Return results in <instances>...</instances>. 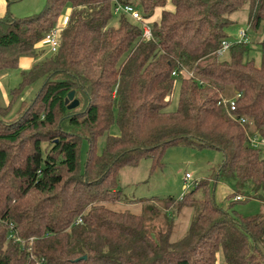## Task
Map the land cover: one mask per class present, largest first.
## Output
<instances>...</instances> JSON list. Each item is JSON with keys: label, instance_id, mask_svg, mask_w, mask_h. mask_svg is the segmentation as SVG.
<instances>
[{"label": "trees", "instance_id": "obj_1", "mask_svg": "<svg viewBox=\"0 0 264 264\" xmlns=\"http://www.w3.org/2000/svg\"><path fill=\"white\" fill-rule=\"evenodd\" d=\"M117 1L145 19L160 9L149 39L138 22L113 11V0H45L31 15L0 16V70L31 61L0 103V264H217L218 251L223 264H264V215L231 209L237 195L264 201L262 148L248 142L256 135L264 143V56L249 58L246 40L216 52L229 15L244 3L248 28L257 31L264 0ZM65 4L67 19L49 52L43 38ZM257 45L264 52V36ZM70 90L73 109L63 102ZM113 121L118 134H106ZM177 145L219 152L212 183L198 180L160 200L127 197L117 186L122 167L148 158L152 172ZM217 181L231 189L226 207L213 199ZM114 203H139L140 211L107 207ZM183 207L192 216L172 240Z\"/></svg>", "mask_w": 264, "mask_h": 264}, {"label": "rangeland", "instance_id": "obj_2", "mask_svg": "<svg viewBox=\"0 0 264 264\" xmlns=\"http://www.w3.org/2000/svg\"><path fill=\"white\" fill-rule=\"evenodd\" d=\"M5 9L12 17H25L39 11L45 0H2ZM70 7L65 4L59 14L58 21L64 22L68 15ZM159 8L154 10L151 19H157ZM232 23L226 29L227 40L233 41L238 37V33H245V40L249 44L248 57L258 62L260 56H264L257 45V41L264 36V23L260 25L257 31L248 28L247 25V4L244 3L237 11L229 15ZM61 19V20H59ZM61 23V24H62ZM111 24H116V16L111 19ZM46 48V47H45ZM225 55V54H224ZM19 80L17 70H7V73L0 72V96L4 97L8 90L15 86ZM178 82H175L174 89L171 95L168 109L173 111L176 108L178 95ZM4 91V92H3ZM27 91V90H26ZM25 91V93H27ZM32 93V92H31ZM24 95H20V99ZM19 99V100H20ZM106 134L117 135L118 129L115 121L110 125ZM103 136L98 139L97 149L102 144ZM261 154L264 157V145L261 146ZM86 142L81 140L80 144V161L85 157ZM220 162V154L218 151L211 148H190L186 146H170L167 147L161 157V167L150 172V161L148 158H143L134 166H124L118 172L117 186L122 189L127 197H156L161 199L167 196L173 198L179 197L184 192L188 191L192 183L213 182V171L217 168ZM189 173L191 178L188 180V187L183 185V175ZM194 182H193V181ZM228 190L225 185L217 181L213 188V199L216 204L221 207H226L228 201L226 195ZM199 196V191L196 192ZM107 207L116 211L127 210L131 213H139V203H114L107 204ZM231 209L240 216H248L255 214L264 215V201H259L253 198L234 201L231 204ZM192 216V210L188 207H183L178 214H175L173 228L170 238L172 240L178 238L187 228L189 220ZM162 219V218H161ZM157 219L154 224L156 227H162V220ZM220 252L216 254V259L219 261ZM221 264V263H220Z\"/></svg>", "mask_w": 264, "mask_h": 264}, {"label": "built area", "instance_id": "obj_3", "mask_svg": "<svg viewBox=\"0 0 264 264\" xmlns=\"http://www.w3.org/2000/svg\"><path fill=\"white\" fill-rule=\"evenodd\" d=\"M113 11L114 12H121L126 14L127 16H129L132 20H134L135 22H138L140 24L141 27V37L144 40H147L151 37L150 35V27H149V19H145L141 16V14L139 13V11L130 4H120L117 0H113ZM63 25L56 23V26L51 29L50 31H48L44 38H43V45L48 49L49 52H54L57 48L58 45V34L59 31L61 30V27ZM245 40V33L243 31L238 33V37L233 40L235 42H239ZM230 40L224 39L220 42V46L217 49V54L218 55H223L226 53L228 46L231 44ZM172 74H174L172 72ZM221 103H224L223 100H221ZM229 108L232 110L233 109V102H230L229 104ZM231 117L233 118L234 116L231 115ZM238 122L240 124H244L246 123V120L244 118H239ZM248 142L252 147H259L264 145L263 141L261 139H259L256 135H249L248 136ZM191 178V175L189 173H184L182 181H183V185L185 188L188 187V180ZM242 197L240 195H237L234 197V200H241Z\"/></svg>", "mask_w": 264, "mask_h": 264}, {"label": "crops", "instance_id": "obj_4", "mask_svg": "<svg viewBox=\"0 0 264 264\" xmlns=\"http://www.w3.org/2000/svg\"><path fill=\"white\" fill-rule=\"evenodd\" d=\"M5 6H4V3H3V1L2 0H0V16H2L3 14H4V12H5ZM152 18V17H151ZM66 19H67V17L65 18V20H64V22L62 23L61 21H57V23L58 24H61V25H63L64 23H65V21H66ZM148 19H150V18H148ZM59 20H61V19H59ZM153 19H151V21H152ZM30 65H31V61L29 60V59H26V58H24V59H22V60H20V62H19V64H18V70H21V69H27V68H29L30 67ZM17 70V71H18ZM0 72H3V73H7V70L6 69H2V70H0ZM29 91V89H27V91L26 92H28ZM4 92V91H3ZM27 93H24L23 95L25 96ZM1 95V94H0ZM7 95H8V92H7ZM0 103L2 104V105H5L6 103H7V97H6V93H5V96L4 97H2V96H0ZM100 138V137H99ZM98 138V139H99ZM98 139H97V142H98ZM103 141H104V137H103ZM103 141H102V144L99 146L100 148H98V150L99 149H101V147H102V145H103ZM221 183H223L224 185H225V187H226V189L228 190V192H230L231 191V189H230V187L228 186V184H226V183H224V182H221ZM219 261L216 259V263L217 264H223V260H222V257H221V255L219 256Z\"/></svg>", "mask_w": 264, "mask_h": 264}, {"label": "water", "instance_id": "obj_5", "mask_svg": "<svg viewBox=\"0 0 264 264\" xmlns=\"http://www.w3.org/2000/svg\"><path fill=\"white\" fill-rule=\"evenodd\" d=\"M74 91L70 90L69 92L66 93L63 102L66 105L67 109H73L78 105V101L73 98Z\"/></svg>", "mask_w": 264, "mask_h": 264}]
</instances>
